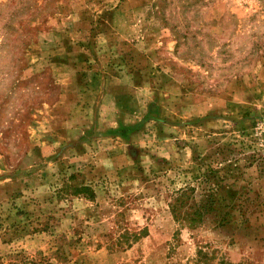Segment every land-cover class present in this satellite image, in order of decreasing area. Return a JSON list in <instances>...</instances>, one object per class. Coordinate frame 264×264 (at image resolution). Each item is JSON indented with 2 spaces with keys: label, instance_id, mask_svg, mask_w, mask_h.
Listing matches in <instances>:
<instances>
[{
  "label": "rangeland",
  "instance_id": "obj_1",
  "mask_svg": "<svg viewBox=\"0 0 264 264\" xmlns=\"http://www.w3.org/2000/svg\"><path fill=\"white\" fill-rule=\"evenodd\" d=\"M209 168L226 221L175 222ZM199 249L264 264V0H0V264Z\"/></svg>",
  "mask_w": 264,
  "mask_h": 264
},
{
  "label": "trees",
  "instance_id": "obj_2",
  "mask_svg": "<svg viewBox=\"0 0 264 264\" xmlns=\"http://www.w3.org/2000/svg\"><path fill=\"white\" fill-rule=\"evenodd\" d=\"M211 173L212 175H209ZM206 182H212L207 184L206 188H203L199 198L196 197V188L194 185L186 184L177 188L171 195V200L168 203L169 212L175 222L182 225L186 224L189 227H195L203 222L205 215L211 212H220L218 216V222L224 223L229 213H221L220 209L224 206H220L221 199L217 196V189L220 188L222 180L215 175V171L212 168L207 170L206 175H203ZM210 179V181H209ZM78 191L87 193V197L93 198V191L87 186H79ZM222 187V186H221ZM208 254L206 251L199 249L197 257L194 259V264H203L208 260ZM225 262V261H224ZM221 261V264H224Z\"/></svg>",
  "mask_w": 264,
  "mask_h": 264
}]
</instances>
